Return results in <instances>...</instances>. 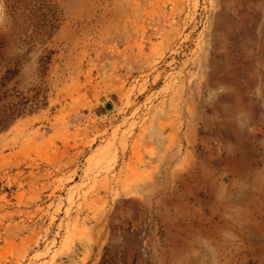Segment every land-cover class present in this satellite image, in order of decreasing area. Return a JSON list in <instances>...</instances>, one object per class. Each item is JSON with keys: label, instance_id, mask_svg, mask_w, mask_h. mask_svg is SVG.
Segmentation results:
<instances>
[{"label": "rangeland", "instance_id": "374dc122", "mask_svg": "<svg viewBox=\"0 0 264 264\" xmlns=\"http://www.w3.org/2000/svg\"><path fill=\"white\" fill-rule=\"evenodd\" d=\"M0 32L46 97L0 133V264H264V0H0Z\"/></svg>", "mask_w": 264, "mask_h": 264}, {"label": "trees", "instance_id": "16d2710c", "mask_svg": "<svg viewBox=\"0 0 264 264\" xmlns=\"http://www.w3.org/2000/svg\"><path fill=\"white\" fill-rule=\"evenodd\" d=\"M5 34L0 32V133L6 131L17 119L37 111L46 104L44 90L39 89L31 96L16 92L15 85L9 84L18 75L17 63L10 65L12 60L5 55L3 46ZM49 56L41 59L42 73L47 69Z\"/></svg>", "mask_w": 264, "mask_h": 264}]
</instances>
